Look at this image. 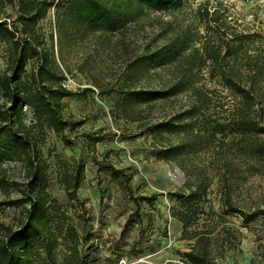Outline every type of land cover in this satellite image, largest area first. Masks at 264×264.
Masks as SVG:
<instances>
[{
  "label": "rangeland",
  "instance_id": "374dc122",
  "mask_svg": "<svg viewBox=\"0 0 264 264\" xmlns=\"http://www.w3.org/2000/svg\"><path fill=\"white\" fill-rule=\"evenodd\" d=\"M51 1L52 7L37 22L33 34L32 45L40 54L29 59L21 79L25 81L30 70L40 66L59 76V82L43 76V83L60 85L72 93L61 100L58 111L68 125L58 134L39 123L29 107L15 110L18 122L32 125L44 173L41 187L67 212V222L89 237L78 246L86 264H187L183 255L192 242L179 239L182 223L172 215L179 204L169 196L184 189L186 171L192 174L191 182L196 175L213 178L205 203H194L188 210L200 226L213 229L222 241V246L213 248L214 264H264V160L239 156V137L231 134L228 121H224L227 134L221 141L203 144L196 153L159 159V150L181 141L183 129L152 131L156 125L186 118L185 110L194 101L192 94L182 92L149 103L125 100L127 90H159L170 79V65L138 74L131 73L130 65L148 46L161 43L167 23L172 28L187 24L191 10L206 0H176L180 3L167 10L145 7L115 33L77 24L67 14L69 0ZM124 1L118 0L120 4ZM219 1L232 26L264 36V0ZM18 12L16 0H0V20L12 30L18 26ZM10 54L11 46L0 41V74L7 70ZM199 78L198 87L210 101L195 128L202 127L203 120L209 126L216 123L214 119L222 122L225 111L232 110L236 102L219 79L210 80L205 71ZM255 86L260 90L255 112L264 128V77ZM260 137L264 139V133ZM74 170L81 171L76 191L79 201H71L62 184L64 174ZM1 173L12 185L8 191L0 189V238L7 227L18 226L22 215V209L4 202L19 198L30 179L24 162L17 158L0 159ZM224 193L245 214H253L249 222L237 213H223ZM130 194L157 196L153 202L139 200L136 209ZM68 257L63 244L53 250L52 259L33 249L28 264H64Z\"/></svg>",
  "mask_w": 264,
  "mask_h": 264
},
{
  "label": "trees",
  "instance_id": "16d2710c",
  "mask_svg": "<svg viewBox=\"0 0 264 264\" xmlns=\"http://www.w3.org/2000/svg\"><path fill=\"white\" fill-rule=\"evenodd\" d=\"M16 1L19 12L15 19L18 24L15 30L0 20V41L11 46L7 70L0 74V94L3 98L0 105V159L22 160L30 179L20 190L19 198L4 202L8 207L22 209V215L17 227H7L2 233L0 264H28V253L33 249L35 254L40 251L52 259L53 250L62 244L67 247L69 255V260L65 258L64 264H86L85 259L78 254V246L87 243L89 237L84 232L80 234L76 226L67 222V212L41 187L44 173L38 163L32 125L18 122L20 116L17 109L26 106L32 110L39 123L58 134L68 125L58 111L61 100L72 93L60 85L53 87L43 83V76L56 82L61 80L59 76L40 66L38 69L32 68L25 81L21 79L29 59L37 58L40 54L32 45L33 34L37 22L46 16L53 1ZM176 2L180 3L176 0H125L124 4L118 0H69L66 11L77 24L115 33L140 16L145 7L167 10ZM190 15L191 21L177 28H172L171 22L167 23L161 43L152 48L148 46L146 52L130 65L133 74L141 71L148 73L150 70L157 72L159 69H168L170 65V79L159 90H127L124 93L125 100L149 103L182 92L192 94L194 101L185 110L186 118L175 123L156 125L152 131V134H160L164 129H183L181 141L159 150V159L168 161L190 152L196 153L203 149V144L221 141V137L227 134L228 126L231 134L239 137L242 150L239 156L264 160V139L260 137L264 128H261L259 115L256 116L255 112L260 97V90L255 84L259 78L264 77V36L232 26L219 0L214 3L206 0L198 4ZM203 71L210 80L219 79L233 94L236 102L232 110L225 111L222 122L214 119L216 123L209 126L203 120L202 127L195 128L196 121L205 117L204 108L210 101L207 93L198 87ZM7 103L11 106L7 107ZM206 118L207 121L212 119L211 116ZM224 121H228L227 126ZM186 175L184 189L169 194L179 204L178 209L172 210V215L182 223L179 239L192 242L183 259L187 264H214L216 258L213 248L222 246V241L213 229L200 226L188 210L194 203H205L213 178L205 176L200 179L196 175L191 182L192 174L186 171ZM124 178L126 181L127 177ZM80 180L81 171L75 170L65 173L62 178L65 192L71 201H79L76 191ZM11 185L1 173L0 189L8 191ZM156 196L136 198L130 194L136 209L140 206L139 200L153 202ZM221 199L224 214L237 213L244 222L251 220L253 214L247 215L237 208L228 194L224 193Z\"/></svg>",
  "mask_w": 264,
  "mask_h": 264
},
{
  "label": "built area",
  "instance_id": "2783aa9c",
  "mask_svg": "<svg viewBox=\"0 0 264 264\" xmlns=\"http://www.w3.org/2000/svg\"><path fill=\"white\" fill-rule=\"evenodd\" d=\"M63 87H65V84H62Z\"/></svg>",
  "mask_w": 264,
  "mask_h": 264
}]
</instances>
